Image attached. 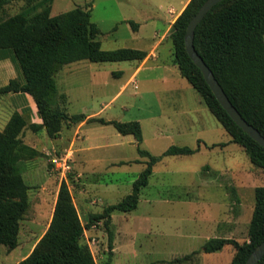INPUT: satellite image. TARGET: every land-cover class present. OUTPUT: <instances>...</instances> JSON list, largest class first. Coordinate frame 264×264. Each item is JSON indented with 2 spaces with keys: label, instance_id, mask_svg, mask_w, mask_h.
<instances>
[{
  "label": "rangeland",
  "instance_id": "374dc122",
  "mask_svg": "<svg viewBox=\"0 0 264 264\" xmlns=\"http://www.w3.org/2000/svg\"><path fill=\"white\" fill-rule=\"evenodd\" d=\"M185 1L51 0L50 14L87 5L91 21L101 31L97 40L102 49L149 51L154 41L166 33V21L175 18ZM25 8L24 1H12L0 10V19ZM132 23L138 27H133ZM168 34L157 50L161 64L171 59ZM6 55L9 56L4 61L11 65V74L23 80L13 52L0 49V58ZM131 64L85 60L65 65L55 80L58 91L68 96L66 112L95 113L96 117L122 122L139 121L143 137L140 148L152 156H159L171 145L181 143L197 148L194 139L175 131L168 132L170 126L165 124L181 121L186 104L200 106V95L175 65L165 72L166 80L161 79L162 67L144 68L122 89L129 78ZM151 64L149 61L148 66ZM94 68H99V73H93ZM9 99L0 96V101L9 102ZM201 106L208 128L206 132L200 130V139L207 143H224L225 148L222 144L202 147L192 155H169L157 162L148 185L141 191L137 208L112 213L111 253L103 220L84 230L82 242L89 246L96 264L107 261L109 264H230L234 248L226 245L219 251L205 253L206 240L224 236L240 243L248 241L254 189L264 185L263 170L251 163L242 147L227 142L229 135L205 104ZM152 113L157 116L151 118ZM61 132L72 136L74 129L64 128ZM78 135L74 149L89 146L90 150L77 153L76 165L83 155H87L89 161L80 176L72 167L66 181L81 221L86 224L90 214L102 212L107 205L131 193L133 181L144 169V163L138 160L147 157L140 155L132 135H121L109 124L88 122ZM56 141L43 129L37 130L35 135L26 131L24 143L38 150L46 148L44 153L19 162L22 178L29 187V207L20 220L18 245L9 250L0 244V264H17L32 251L48 228L55 191L62 181L49 161L51 156L63 152L59 145L52 147ZM98 144L104 147L97 148ZM74 162L71 159V166ZM186 255L189 256L184 258Z\"/></svg>",
  "mask_w": 264,
  "mask_h": 264
},
{
  "label": "trees",
  "instance_id": "16d2710c",
  "mask_svg": "<svg viewBox=\"0 0 264 264\" xmlns=\"http://www.w3.org/2000/svg\"><path fill=\"white\" fill-rule=\"evenodd\" d=\"M18 0H0L4 5ZM26 8L0 19V49H10L21 71L23 82L11 79L0 86V96L9 92L30 94L42 123L30 124L33 130L43 127L56 138L64 127L87 122L112 125L121 135H132L141 156L147 159L144 169L132 183L131 193L107 205L102 212L89 215L83 224L66 180H62L48 228L32 251L17 264H96L89 246L82 242L84 230L103 220L108 248L113 250L110 228L114 211L137 208L143 188L148 185L154 165L164 156L191 155L198 148L171 145L161 155L152 156L140 148L141 124L137 120L122 122L84 113L68 114L67 97L57 89L56 74L67 64L87 60L113 62L142 60L147 52L135 48L102 49L97 37L101 31L91 21L88 6H78L57 15L50 14L51 0H21ZM205 0H189L169 29L171 62L178 67L200 95L210 113L247 153L251 163L264 173V147L246 134L220 105L200 69L187 54L184 35L188 22ZM33 12V13H32ZM137 28L138 24L132 23ZM193 44L212 70L231 103L242 117L264 136V0H222L203 17L194 31ZM26 126L23 115L15 112L0 130V244L9 250L18 245L20 220L29 207L28 189L19 168L24 158L41 154L24 143L21 134ZM123 163V162H120ZM264 240V185L254 189V207L248 227V241L211 237L203 252L219 251L226 245L234 248L230 264H245L253 249ZM189 255L184 256L187 258ZM105 264H109L107 261ZM257 264H264V256Z\"/></svg>",
  "mask_w": 264,
  "mask_h": 264
},
{
  "label": "crops",
  "instance_id": "0c3cea01",
  "mask_svg": "<svg viewBox=\"0 0 264 264\" xmlns=\"http://www.w3.org/2000/svg\"><path fill=\"white\" fill-rule=\"evenodd\" d=\"M188 1L189 0H186L184 2L181 10L184 8V6L187 4ZM181 10L176 14L175 18L179 15ZM174 19L171 20V21H166V23L168 24L166 33H164L159 40L154 41L155 43H153L152 49H150L149 51L145 50L147 52V55H146V57L144 59L128 61V62L132 63L131 66H129V74L130 75H129V78L126 81V83L121 86L122 89L125 87V85L128 82L131 81V79L135 75H137L144 68L160 69L162 67L164 69L163 70L164 74H162L161 79H163V80L167 79L166 76H165V72H167L169 70H172L173 68H171V66L174 65V64L171 62V59L169 61L171 64H169V62L167 64H166V62L165 63L162 62L163 64H161V61H159V53H157V50H158V47L164 42V40H165V38L167 36V33L169 32V29H170L171 24L173 23ZM6 56L7 57L0 58V63L4 62V64H0V86H4V85L8 84L11 79H18L20 82H23V80L21 79L20 76H18L17 74L16 75H12L11 74V70H12L11 69V65L8 62L6 63L4 61V60H7L9 55H6ZM82 61H85V60H82ZM149 61H151L152 64L148 66ZM99 71H100L99 68H94L93 73H99ZM7 73H10L11 75H8ZM57 89H58V87H57ZM60 93H64V92H60ZM64 94L66 95V93H64ZM4 95L6 97H10V99H9V102L0 101V130L4 129V127L6 126L7 122L9 121L10 117L12 116V114L15 113V112H18L21 115H23L24 119L26 120V126L24 127V129L22 131V134H21V137H22L23 141L25 140L26 131H31L33 133V135H35L37 130L43 129L45 131V133H46V130L43 127H38L37 130H33L31 127H29L30 124L39 125V124L42 123L41 118L38 116L37 107H36V104L34 102V99H33V97L30 94H28L26 92H9V93H6ZM66 97H67V103H68V96L66 95ZM202 103H203L202 100H201V102L198 100V104H200V106L196 105L194 107H193V105L192 106L191 105L188 106L186 104L187 110L185 109V111L183 112L184 118L181 121H178V120L177 121H170V122H168V124L166 122L165 125H167V126L169 125L170 126V128L169 127L167 128V126H166L168 132L169 131L170 132L173 131L172 133H174V131H175L180 136L185 135L187 138L194 139L197 142L198 150H201L202 147H204V148H211L213 146L220 147L221 144H222V148H225V145H223L224 143H215V142L207 143V141H205V140L202 141V139H200V135H199L200 134V130H201V132H206V130H207L206 128H208V127H206L207 124H206V122H205V120L203 119V116H202L203 109H204L201 106ZM5 108H6V110H4ZM94 114L95 113H85L87 118L96 117ZM156 116L157 115L154 114V113H152L150 115L151 118H154ZM87 123L88 122L86 120H84V121H82V122H80L78 124L69 125L68 127H64L65 129H69V130H71L73 128L74 129L73 135L70 136L67 133H65L63 135L62 132H60V135L58 137L53 138V139H56L57 141L54 144H52L53 148H54L55 145H59V147L63 151L62 154L65 153V152H68V153L71 154V159H73L75 161L72 164V167L79 171L78 172L79 176L82 175L83 173H85L83 171V169L87 165L89 160L87 159V155H83L82 156V160L80 161L79 165L78 164L76 165L77 153L79 154V153H83V152H88L90 150V147L89 146H85V147L76 148V149H74V147H75L76 139H78V137H79L78 133L80 132L82 127H84ZM215 129H219V128L215 126ZM34 137H37V135L34 136ZM227 142H231V139L229 138ZM134 143H136V142H134ZM184 145L188 146L189 144L181 143L179 146H184ZM32 147L37 149L34 146H32ZM103 147H104L103 144H98L97 145V148H103ZM45 148L46 147H43L41 150H38V149L37 150L39 152L44 153ZM47 150L48 149H46V153H48ZM121 162H124V161H121ZM153 170H154V168H153ZM152 174H153V171H152ZM57 192H58V189L55 191V198H54L53 204H52V213H53V208H54L56 197H57ZM52 213H51V216H52ZM50 220H51V217H50L49 221ZM48 225H49V223H48ZM223 238H226V237L223 236Z\"/></svg>",
  "mask_w": 264,
  "mask_h": 264
},
{
  "label": "water",
  "instance_id": "95a60500",
  "mask_svg": "<svg viewBox=\"0 0 264 264\" xmlns=\"http://www.w3.org/2000/svg\"><path fill=\"white\" fill-rule=\"evenodd\" d=\"M220 1L222 0H205L198 9V11L188 22L184 35L185 49L190 59L200 69L206 83L211 88L216 99L218 100L220 105L225 109L228 115L232 118V120L253 140H255L258 144L264 147V136L256 127L247 122L239 113V111L235 108V106L231 103L223 88L215 78L212 70L208 67L202 57L198 54L193 44L195 28L206 15V13ZM263 256L264 240L253 249V251L248 256L247 260L245 261V264H257Z\"/></svg>",
  "mask_w": 264,
  "mask_h": 264
},
{
  "label": "built area",
  "instance_id": "2783aa9c",
  "mask_svg": "<svg viewBox=\"0 0 264 264\" xmlns=\"http://www.w3.org/2000/svg\"><path fill=\"white\" fill-rule=\"evenodd\" d=\"M49 161L52 164L53 169L61 177V179L66 180L67 175L72 170V166L70 164L71 154L68 152H65L60 155L55 154L54 156H51L49 158Z\"/></svg>",
  "mask_w": 264,
  "mask_h": 264
}]
</instances>
